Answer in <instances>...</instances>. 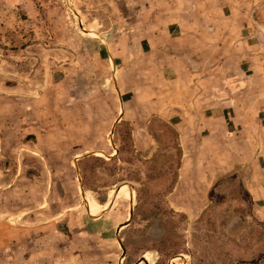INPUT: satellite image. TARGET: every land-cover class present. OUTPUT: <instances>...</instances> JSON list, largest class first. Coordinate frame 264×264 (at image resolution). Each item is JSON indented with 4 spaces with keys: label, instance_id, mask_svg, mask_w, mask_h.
<instances>
[{
    "label": "rangeland",
    "instance_id": "rangeland-1",
    "mask_svg": "<svg viewBox=\"0 0 264 264\" xmlns=\"http://www.w3.org/2000/svg\"><path fill=\"white\" fill-rule=\"evenodd\" d=\"M263 129L264 0H0V264H264Z\"/></svg>",
    "mask_w": 264,
    "mask_h": 264
},
{
    "label": "crops",
    "instance_id": "crops-1",
    "mask_svg": "<svg viewBox=\"0 0 264 264\" xmlns=\"http://www.w3.org/2000/svg\"><path fill=\"white\" fill-rule=\"evenodd\" d=\"M17 1L18 0H6V5L8 7L15 6L17 4ZM259 132H262V134H263L264 133V129L263 130H259ZM227 135H231L230 136V139H231L234 136V132H233V134L227 132ZM235 138L237 140L242 139L243 138V133H242L241 136H238V134L236 132L235 133ZM223 149L225 150V151H222V154L224 156L221 157V159L215 158V160H213L216 163H218L217 164L218 169L215 172V175L218 174V172H222L224 170H228L230 168V166L233 168L235 166L249 164L251 162L253 164V162H254L253 159L250 162H248V160L245 161L246 159L244 157L245 151H244L243 142H238L237 141L236 147L232 151L229 149L230 152H231V156L230 157H229V153L230 152H228V149L226 148V146ZM252 149L254 150V152H256L255 154L258 155V158L254 162V167L256 169V171H255L256 174L254 175L256 177V179H255L256 183H252V186L249 189V192H250V196H251L252 200L257 205V207L259 209V213H260V211L264 212V175H263V179L262 180L259 178V173L261 172V170L264 172V166L261 165L262 164L261 161L264 162V138L262 139L261 143H260V141L259 142L258 141L253 142L251 144V150ZM210 173L214 174V172L212 173V170L210 171ZM209 176H210V174H209ZM260 180H261V182H260ZM113 195H115V194H113ZM113 195H112V197H113ZM120 195H124L126 197V199H130V197H131L130 194H121L120 193ZM89 196H90V194L86 195L85 201L87 200V197L89 198ZM116 202L117 201H115V203ZM95 204H99V203H97L94 200V205Z\"/></svg>",
    "mask_w": 264,
    "mask_h": 264
},
{
    "label": "water",
    "instance_id": "water-1",
    "mask_svg": "<svg viewBox=\"0 0 264 264\" xmlns=\"http://www.w3.org/2000/svg\"><path fill=\"white\" fill-rule=\"evenodd\" d=\"M123 114V112L121 113ZM132 213H133V209L131 210V215L129 217V221L124 225V226H127L131 220V216H132ZM122 227H119L118 230H117V234H119L120 230H121ZM123 254H125V250L123 249Z\"/></svg>",
    "mask_w": 264,
    "mask_h": 264
},
{
    "label": "bare ground",
    "instance_id": "bare-ground-1",
    "mask_svg": "<svg viewBox=\"0 0 264 264\" xmlns=\"http://www.w3.org/2000/svg\"><path fill=\"white\" fill-rule=\"evenodd\" d=\"M118 193H119V192H118ZM128 221H129V220H128ZM128 221H127V222H128ZM127 222H126V223H127ZM126 223H125V224H126ZM125 224H124V225H125ZM124 225L122 226V228L126 227V226H124ZM122 228H121V229H122Z\"/></svg>",
    "mask_w": 264,
    "mask_h": 264
}]
</instances>
